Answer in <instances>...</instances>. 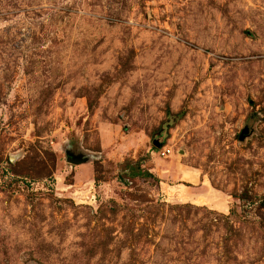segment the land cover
Listing matches in <instances>:
<instances>
[{
	"label": "rangeland",
	"instance_id": "obj_1",
	"mask_svg": "<svg viewBox=\"0 0 264 264\" xmlns=\"http://www.w3.org/2000/svg\"><path fill=\"white\" fill-rule=\"evenodd\" d=\"M0 264H264V0H0Z\"/></svg>",
	"mask_w": 264,
	"mask_h": 264
},
{
	"label": "water",
	"instance_id": "obj_2",
	"mask_svg": "<svg viewBox=\"0 0 264 264\" xmlns=\"http://www.w3.org/2000/svg\"><path fill=\"white\" fill-rule=\"evenodd\" d=\"M158 147H160V144L158 143H155ZM82 162H78V164H81Z\"/></svg>",
	"mask_w": 264,
	"mask_h": 264
},
{
	"label": "built area",
	"instance_id": "obj_3",
	"mask_svg": "<svg viewBox=\"0 0 264 264\" xmlns=\"http://www.w3.org/2000/svg\"><path fill=\"white\" fill-rule=\"evenodd\" d=\"M165 156H166V154H165Z\"/></svg>",
	"mask_w": 264,
	"mask_h": 264
}]
</instances>
